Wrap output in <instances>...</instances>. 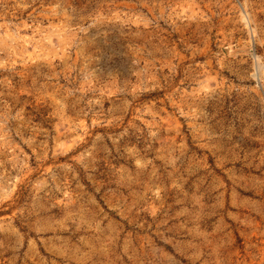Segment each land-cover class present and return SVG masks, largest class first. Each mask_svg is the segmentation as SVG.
I'll return each instance as SVG.
<instances>
[{"label": "rangeland", "instance_id": "obj_1", "mask_svg": "<svg viewBox=\"0 0 264 264\" xmlns=\"http://www.w3.org/2000/svg\"><path fill=\"white\" fill-rule=\"evenodd\" d=\"M0 264H264V0H0Z\"/></svg>", "mask_w": 264, "mask_h": 264}]
</instances>
